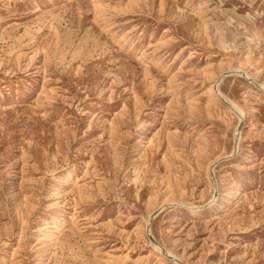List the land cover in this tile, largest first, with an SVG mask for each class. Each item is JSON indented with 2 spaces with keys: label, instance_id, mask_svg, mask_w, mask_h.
<instances>
[{
  "label": "rangeland",
  "instance_id": "374dc122",
  "mask_svg": "<svg viewBox=\"0 0 264 264\" xmlns=\"http://www.w3.org/2000/svg\"><path fill=\"white\" fill-rule=\"evenodd\" d=\"M0 264H264V0H0Z\"/></svg>",
  "mask_w": 264,
  "mask_h": 264
},
{
  "label": "bare ground",
  "instance_id": "6f19581e",
  "mask_svg": "<svg viewBox=\"0 0 264 264\" xmlns=\"http://www.w3.org/2000/svg\"><path fill=\"white\" fill-rule=\"evenodd\" d=\"M219 80H221V79H219ZM218 87V84L216 83V84H214L212 87H211V91H215V87ZM222 98V97H221ZM238 129V128H237ZM239 131V130H238ZM237 133V132H236ZM239 134V133H238ZM161 208V207H160ZM192 210V209H191ZM196 210V209H195ZM149 220H150V218H149ZM149 220L147 221V222H149ZM57 222V221H56ZM160 252V251H159ZM165 252V251H164ZM150 253V252H149ZM151 254V253H150ZM169 255L170 256H172V254L169 252ZM174 257V256H173ZM178 260V259H177Z\"/></svg>",
  "mask_w": 264,
  "mask_h": 264
},
{
  "label": "water",
  "instance_id": "95a60500",
  "mask_svg": "<svg viewBox=\"0 0 264 264\" xmlns=\"http://www.w3.org/2000/svg\"><path fill=\"white\" fill-rule=\"evenodd\" d=\"M167 257H169V258H171V259H173L171 256H169V255H167Z\"/></svg>",
  "mask_w": 264,
  "mask_h": 264
}]
</instances>
